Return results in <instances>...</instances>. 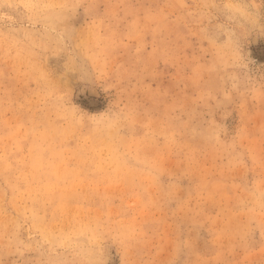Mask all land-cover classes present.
I'll return each mask as SVG.
<instances>
[{
    "label": "rangeland",
    "instance_id": "obj_1",
    "mask_svg": "<svg viewBox=\"0 0 264 264\" xmlns=\"http://www.w3.org/2000/svg\"><path fill=\"white\" fill-rule=\"evenodd\" d=\"M0 264H264V0H0Z\"/></svg>",
    "mask_w": 264,
    "mask_h": 264
}]
</instances>
